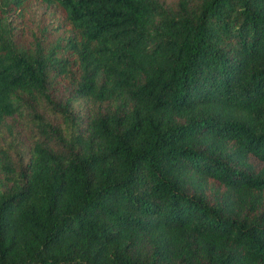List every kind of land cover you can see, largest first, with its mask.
<instances>
[{
    "label": "trees",
    "instance_id": "16d2710c",
    "mask_svg": "<svg viewBox=\"0 0 264 264\" xmlns=\"http://www.w3.org/2000/svg\"><path fill=\"white\" fill-rule=\"evenodd\" d=\"M35 1L25 46L0 0V133L35 123L0 140V264H264V0Z\"/></svg>",
    "mask_w": 264,
    "mask_h": 264
},
{
    "label": "rangeland",
    "instance_id": "374dc122",
    "mask_svg": "<svg viewBox=\"0 0 264 264\" xmlns=\"http://www.w3.org/2000/svg\"><path fill=\"white\" fill-rule=\"evenodd\" d=\"M59 14L60 12L55 10V6L31 0L30 3L24 5L23 8L19 7L13 15L9 16V21L12 23L13 33L19 43L25 46H33L37 40L44 37L45 33L49 36L50 32L54 31L53 27L58 21ZM59 33H52L49 41L50 39L54 40ZM51 96L53 102L63 104L69 98L70 93L65 86H59L54 89ZM73 106L77 114H84L85 105L83 102L77 101ZM44 119L56 124L60 122V117L52 114L50 110L45 112ZM34 129L35 123L30 117L16 116L11 118L2 129L0 140L3 142L12 140L20 148L21 141H30Z\"/></svg>",
    "mask_w": 264,
    "mask_h": 264
}]
</instances>
